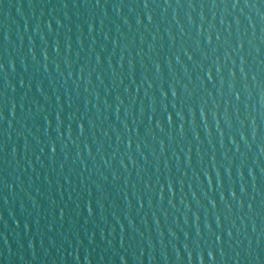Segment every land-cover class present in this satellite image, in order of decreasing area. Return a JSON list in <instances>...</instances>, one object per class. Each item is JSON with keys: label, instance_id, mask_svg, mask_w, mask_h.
<instances>
[{"label": "water", "instance_id": "95a60500", "mask_svg": "<svg viewBox=\"0 0 264 264\" xmlns=\"http://www.w3.org/2000/svg\"><path fill=\"white\" fill-rule=\"evenodd\" d=\"M0 264H264V0H0Z\"/></svg>", "mask_w": 264, "mask_h": 264}]
</instances>
